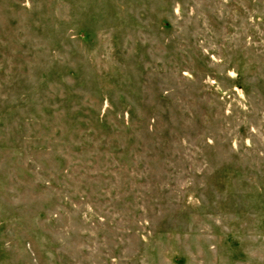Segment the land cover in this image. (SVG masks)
I'll use <instances>...</instances> for the list:
<instances>
[{
	"label": "rangeland",
	"instance_id": "374dc122",
	"mask_svg": "<svg viewBox=\"0 0 264 264\" xmlns=\"http://www.w3.org/2000/svg\"><path fill=\"white\" fill-rule=\"evenodd\" d=\"M0 264H264V0H0Z\"/></svg>",
	"mask_w": 264,
	"mask_h": 264
}]
</instances>
